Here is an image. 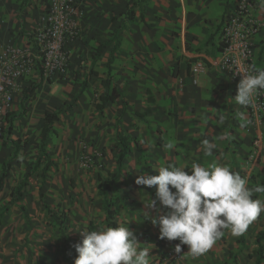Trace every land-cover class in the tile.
<instances>
[{
	"label": "crops",
	"instance_id": "0c3cea01",
	"mask_svg": "<svg viewBox=\"0 0 264 264\" xmlns=\"http://www.w3.org/2000/svg\"><path fill=\"white\" fill-rule=\"evenodd\" d=\"M48 1L0 0V49L7 44L24 45L40 24V16ZM81 1L85 11L81 19L85 37L82 44L71 48L67 76L47 82L36 74L31 82L22 85L23 89L15 96L10 112L21 108L24 89L38 84L24 102L25 112L13 121L10 138L20 139L22 145L18 161L12 165L25 160L29 162L27 155L25 160L23 157L27 149H32L31 155L36 154L37 150L39 154L46 112L72 102L73 106L53 124L47 148L54 144L56 133H59L60 143L67 146L68 151H72L68 147L73 149V144L76 148L78 145L80 148L88 147V153H92V147L86 141L78 143L76 138L80 135L93 139L99 145L114 147V151L117 130L131 141L132 149L125 159L127 170L124 168L122 178L136 200L131 206L125 192H115L120 195L117 200L120 226L121 218L124 219L122 213L132 207L147 211L151 217L156 215L154 209L146 207V201L148 198L156 199L157 207H161L156 197L158 186L138 185L136 179L140 174L157 175L155 169L169 163L185 167L189 174L192 163L204 166L224 164L245 178L249 187L259 185L264 166V125L248 124L247 107L238 105L234 99L237 94L236 83L209 62L218 57L221 49L224 13L233 8L237 0ZM258 2L256 11L262 20L264 0ZM132 9L134 12L130 18L128 10ZM117 30L120 31L119 47L114 52L109 75L107 62L112 57L115 43L111 39ZM254 41L256 61L262 65L264 28ZM101 45L99 57L94 58ZM198 59L207 61L209 65L195 75L191 65ZM107 78L111 80L110 90L116 87L121 95L110 101L101 112L97 104L106 91L102 80ZM83 85L84 89L80 92ZM149 96L154 99L150 101ZM139 113L143 116H139ZM242 122H246L245 127H241ZM257 133L262 139L259 161L250 170V154ZM204 139L217 145L211 156L205 155L202 145ZM4 140L0 141V171L4 160L13 151L12 145L4 143ZM169 142H174L175 147L166 150L164 146ZM115 154L114 160L113 156L108 160L112 172L116 170ZM55 161L57 166H51L48 171L59 167L58 161ZM28 170H24L22 177ZM127 175H131L130 178ZM257 198L264 200V193H255L253 199ZM100 200L102 204V195ZM128 213L126 219H129ZM130 217L131 222L127 224L137 222L136 215L131 214ZM104 225L106 227V217ZM262 229L264 213L242 235L233 236L230 230L225 229L224 235L206 253L193 260L188 250L181 262L255 264V238ZM241 236L245 238L243 247ZM261 264H264V259Z\"/></svg>",
	"mask_w": 264,
	"mask_h": 264
},
{
	"label": "rangeland",
	"instance_id": "374dc122",
	"mask_svg": "<svg viewBox=\"0 0 264 264\" xmlns=\"http://www.w3.org/2000/svg\"><path fill=\"white\" fill-rule=\"evenodd\" d=\"M262 124L264 125V122ZM56 134L54 144L48 148L53 158L58 161L59 167L48 171L46 183L41 187V166L23 188L21 199L11 206L0 223V264H71V253L75 252L76 257L78 256L74 245L82 242L84 238L78 230H96L97 221L105 226V213L100 200V178L107 179L115 172L109 170L108 161L111 156L114 160V147L99 145L93 139L89 140L80 135L76 138L78 143L86 141L87 145L92 147V153H88V147L80 148L78 145L76 148L73 144V149L68 147L72 151H68L67 146L60 143L59 133ZM27 150L30 153L24 151V160L27 155L31 161L25 160L12 165L4 190L0 193V207L15 196V190L24 178V172L38 156V150L33 155L32 149ZM35 150L36 148L33 149ZM95 152L100 153L99 158L94 155ZM85 154H93L94 163L86 165ZM98 162H101L102 166H99ZM122 176L117 184L109 187V195L117 201L120 198L119 193L125 192L129 205L134 204V193ZM130 176L127 175L128 178ZM41 191L44 193L45 202L67 213L68 221L64 230L60 229L45 209ZM116 191L119 193H115ZM117 204L119 207L118 201ZM22 207L25 210H22ZM126 213L129 219H126ZM131 214L136 215L137 222L127 224L131 222ZM122 215V226L129 227L140 247L150 250L151 264H180L185 258L189 246L182 245L181 251L176 252L175 247L180 241L161 239L159 226L152 223L147 211L132 207ZM195 258L192 256L193 260Z\"/></svg>",
	"mask_w": 264,
	"mask_h": 264
},
{
	"label": "clouds",
	"instance_id": "9594fccd",
	"mask_svg": "<svg viewBox=\"0 0 264 264\" xmlns=\"http://www.w3.org/2000/svg\"><path fill=\"white\" fill-rule=\"evenodd\" d=\"M236 72L242 73L243 78L235 102L251 106L254 97L264 92V69L252 66ZM240 118L243 121V114ZM245 126L246 122H242L241 127ZM202 145L206 156H211L217 147L208 139L202 140ZM164 147L171 150L175 144L169 142ZM185 169L169 163L155 169L157 175L140 174L136 179L138 185L158 186L156 197L161 207L151 198L146 207L156 211L151 219L159 226L160 238L180 241L176 252L186 244L191 255L198 257L212 248L225 229L233 236L242 235L264 213V200L253 199L255 193H264V186L249 187L247 180L229 166L192 163L191 174ZM97 224V229L90 232L78 230L84 238L74 245L78 253L75 264H151L150 250L139 246L128 226L105 227L99 221Z\"/></svg>",
	"mask_w": 264,
	"mask_h": 264
},
{
	"label": "built area",
	"instance_id": "2783aa9c",
	"mask_svg": "<svg viewBox=\"0 0 264 264\" xmlns=\"http://www.w3.org/2000/svg\"><path fill=\"white\" fill-rule=\"evenodd\" d=\"M258 0H237L235 6L224 13L218 57L209 61L220 73L228 75L237 85L242 73L252 66L264 69L256 61L254 43L264 28V18L257 14ZM85 11L81 0H49L40 16V24L29 35L24 45L7 44L0 49V141L6 136L7 114L11 111L17 92L36 74L44 81L64 78L69 73L71 48L84 42L81 19ZM203 59L191 65L193 74L208 67ZM248 124L264 122V92L254 97L247 107ZM261 135L256 134L250 154V170L260 155ZM94 155L100 157L99 152ZM85 164L94 163L93 154L84 155ZM102 166L101 162H98Z\"/></svg>",
	"mask_w": 264,
	"mask_h": 264
},
{
	"label": "trees",
	"instance_id": "16d2710c",
	"mask_svg": "<svg viewBox=\"0 0 264 264\" xmlns=\"http://www.w3.org/2000/svg\"><path fill=\"white\" fill-rule=\"evenodd\" d=\"M134 10H128V15L130 18L133 16ZM120 31L117 30L114 32L113 37L111 41H114V48L112 51V57L107 62L108 67V73L111 74V63L113 60L114 52L119 47V39ZM102 45L98 48L96 51L94 58H98L101 53ZM110 77V76H109ZM52 81V80H50ZM102 83L106 89L105 94L101 95L100 102L97 104L98 109L102 112L104 108L107 106V104L110 101H114L117 97L121 95L120 91L114 87L112 90H110L111 80L110 78L103 79ZM38 86V84H32L28 87H26L23 91V100L21 104V108L18 111L9 112L7 114V128H6V136L4 143H9L13 147V151L10 154V156L4 160L2 164V169L0 171V191L4 188L5 183L7 181V178L10 173V169L12 166V163L14 161H18V155L21 148V140L20 139H12L10 138L11 131L13 129V121L20 117L26 110V107L24 105L25 100L28 97V94L30 92H33L35 88ZM84 89V85L81 87L80 92H82ZM78 97V95L75 97V99ZM154 98L152 96H149V100L152 101ZM73 106V103L70 104H64L57 108L54 111H47L45 114L44 119V126L41 133V142L39 146V154L36 157V159L32 162L29 170L25 173L24 178L20 181L19 185L17 186L15 190V196L11 198L5 205L0 207V223L2 222L3 218L8 213L11 206L21 199L23 195V188L28 184V181L30 177H32L37 170L42 167V173H41V187L46 183L47 180V174L48 170L51 166H57L56 161L52 158V154L50 150L47 148L48 140L51 132V128L53 124L59 120L60 115L67 111L69 108ZM150 111V108L147 109V113ZM139 116H143L142 113H139ZM116 148H115V156H116V170L107 179L100 178V194L102 195V205L103 210L105 212L106 217V227H119V223L117 220V215L119 213L118 204L115 198H112L109 195V187L117 184L120 177L123 175L124 168H125V159L127 155L131 152V141L129 137L125 134H123L120 130H117L116 132ZM259 185L264 186V166L262 168L261 174L259 176ZM42 190V188H41ZM41 198L43 200V205L45 209L47 210L50 217L53 219V221L60 227V229H65V223L68 221V215L65 212V210L58 208V207H51L47 202L44 201V193L41 191L40 193ZM22 210H25L24 207L21 208ZM264 229L260 230L255 238L256 242V261L255 264H261L264 259ZM240 242L242 243V247L245 243V238L243 236L240 237ZM76 259V253H71V264H75Z\"/></svg>",
	"mask_w": 264,
	"mask_h": 264
}]
</instances>
